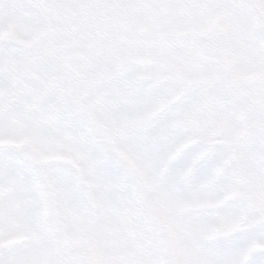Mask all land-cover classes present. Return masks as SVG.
<instances>
[{
    "label": "snow or ice",
    "instance_id": "obj_1",
    "mask_svg": "<svg viewBox=\"0 0 264 264\" xmlns=\"http://www.w3.org/2000/svg\"><path fill=\"white\" fill-rule=\"evenodd\" d=\"M0 264H264V0H0Z\"/></svg>",
    "mask_w": 264,
    "mask_h": 264
}]
</instances>
